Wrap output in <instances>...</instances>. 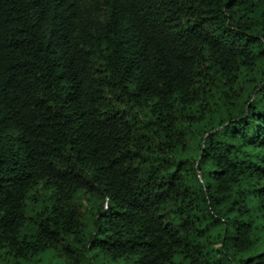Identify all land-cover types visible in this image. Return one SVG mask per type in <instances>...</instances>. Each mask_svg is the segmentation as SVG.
<instances>
[{
  "label": "trees",
  "instance_id": "1",
  "mask_svg": "<svg viewBox=\"0 0 264 264\" xmlns=\"http://www.w3.org/2000/svg\"><path fill=\"white\" fill-rule=\"evenodd\" d=\"M0 264H264V0H0Z\"/></svg>",
  "mask_w": 264,
  "mask_h": 264
}]
</instances>
